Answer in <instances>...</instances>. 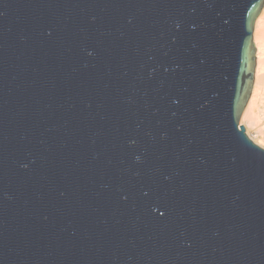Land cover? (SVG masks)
I'll return each mask as SVG.
<instances>
[{
    "label": "water",
    "instance_id": "obj_1",
    "mask_svg": "<svg viewBox=\"0 0 264 264\" xmlns=\"http://www.w3.org/2000/svg\"><path fill=\"white\" fill-rule=\"evenodd\" d=\"M263 8L0 0V264H264Z\"/></svg>",
    "mask_w": 264,
    "mask_h": 264
},
{
    "label": "bare ground",
    "instance_id": "obj_2",
    "mask_svg": "<svg viewBox=\"0 0 264 264\" xmlns=\"http://www.w3.org/2000/svg\"><path fill=\"white\" fill-rule=\"evenodd\" d=\"M253 41L257 49L255 81L240 123L245 127L248 137L264 149V8L256 19ZM261 119L263 125L258 127L257 124ZM251 128L255 129L256 136L252 134Z\"/></svg>",
    "mask_w": 264,
    "mask_h": 264
},
{
    "label": "rangeland",
    "instance_id": "obj_3",
    "mask_svg": "<svg viewBox=\"0 0 264 264\" xmlns=\"http://www.w3.org/2000/svg\"><path fill=\"white\" fill-rule=\"evenodd\" d=\"M260 121H261V122H260ZM260 121H259L258 124H257L258 127H259L260 125H261L260 127H262V125H263V120L261 119ZM240 124H241V123H240ZM251 132H252V134H253V133L255 132V129L252 130V128H251ZM253 135L256 136L255 133H254Z\"/></svg>",
    "mask_w": 264,
    "mask_h": 264
}]
</instances>
